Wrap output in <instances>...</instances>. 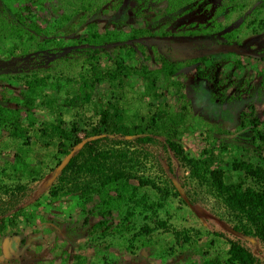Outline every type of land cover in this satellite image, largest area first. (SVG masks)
<instances>
[{
  "label": "rangeland",
  "instance_id": "1",
  "mask_svg": "<svg viewBox=\"0 0 264 264\" xmlns=\"http://www.w3.org/2000/svg\"><path fill=\"white\" fill-rule=\"evenodd\" d=\"M122 1L45 0L24 14L43 31L19 40L13 12L25 0H0V264L225 263L231 242L264 264V241L211 173L239 181L233 161L260 152L250 134L264 133V0H184L171 13L167 0L117 12ZM227 42L248 54L189 60ZM108 101L132 134H91ZM9 113L33 132L29 162L44 158L29 171L13 156ZM59 117L81 143L56 169L68 154L39 129ZM253 119L255 131L240 130Z\"/></svg>",
  "mask_w": 264,
  "mask_h": 264
},
{
  "label": "trees",
  "instance_id": "2",
  "mask_svg": "<svg viewBox=\"0 0 264 264\" xmlns=\"http://www.w3.org/2000/svg\"><path fill=\"white\" fill-rule=\"evenodd\" d=\"M85 1V0H84ZM126 1H122L117 12L124 10L126 7ZM45 0H25L23 6V12L19 11L13 12V30L21 40L26 34L28 37L33 39L34 34H38L43 31L42 27L37 23L35 19L29 21V23L24 19L25 16L33 17L34 9L37 6H42ZM168 4H172L174 7L168 9V13L176 10V7L181 8L183 6L184 0H167ZM240 3H235L232 5L231 9L228 11L231 12L232 8H235V5ZM226 11L225 7H220L216 15L222 14ZM63 20H68L67 15H62ZM220 26V22L217 23ZM221 30V29H219ZM32 32V33H31ZM203 34L205 33L203 30ZM228 40H232L234 37L232 33L226 35ZM229 43V42H227ZM234 54L235 52H229ZM239 54V53H235ZM248 54V53H247ZM246 54V55H247ZM243 55V54H239ZM207 55L198 54L190 56L191 61H196L199 59H206ZM82 87L90 88L91 85L83 82ZM83 90V89H82ZM31 87L25 92L24 103L19 105L20 108L24 109L26 112L31 110L33 97L30 94ZM90 98V91H86L83 95V99L88 101ZM76 104V103H75ZM18 112L19 110H14ZM61 115V114H59ZM99 123L94 127L92 135L105 134L115 135V134H132L133 131L129 127L124 126L122 122V115L119 111L118 105L116 102L108 101L107 104L103 105L99 110ZM3 125H11L12 127H6L8 134L12 139V144L15 148L14 157L18 159V162L21 166H24L27 171L32 168H36L39 163H44V158H40L39 155L35 156L37 163H30L29 158V149L30 143L28 142L31 137H33V132L30 131V128L25 127L21 124V118L19 115L6 114L2 119ZM259 120L253 119L252 124L242 123L240 130L249 129L250 131H255L257 129ZM79 127L78 125H72L71 128H67L64 125L63 119L60 117L55 120V122H50L45 124L39 129V132L42 136L49 138L50 140H55L57 145V151L63 155H67L73 148L77 147L81 143V138L78 135ZM38 131V130H37ZM251 143L256 145V148L259 149L258 158L256 160L247 159V160H234L233 169L243 173V177L239 181L227 183L225 181L226 175L221 168L211 170V173L214 178L215 185L218 191L224 197L227 205L234 211H237L242 218H244L252 227L255 229V234L264 241V154H262L264 146V133L260 131L256 132V135L250 134ZM25 140V142H24ZM170 146L174 147L175 145L171 142ZM26 146V147H22ZM212 160L215 159L212 155ZM58 169L59 165H56ZM52 169V170H56ZM248 180L249 184L245 185V181ZM108 182L110 187L114 190L122 188V178L117 176L109 177ZM119 198L123 196L118 194ZM5 224H0V234L4 231ZM253 258L251 253L242 245L237 242H231L230 247L227 250V260L225 263L221 261H212L211 264H252Z\"/></svg>",
  "mask_w": 264,
  "mask_h": 264
},
{
  "label": "water",
  "instance_id": "3",
  "mask_svg": "<svg viewBox=\"0 0 264 264\" xmlns=\"http://www.w3.org/2000/svg\"><path fill=\"white\" fill-rule=\"evenodd\" d=\"M220 52H235L243 55H246L248 53V51L244 47L230 43H222L214 47L203 48L200 50V54L203 55H210ZM69 156L70 155L68 154L66 158L59 164V168L68 160Z\"/></svg>",
  "mask_w": 264,
  "mask_h": 264
}]
</instances>
